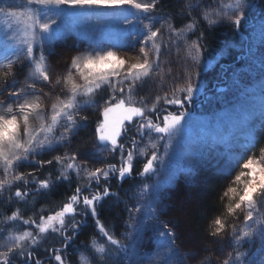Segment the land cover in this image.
<instances>
[{
	"label": "snow or ice",
	"instance_id": "6c2138e0",
	"mask_svg": "<svg viewBox=\"0 0 264 264\" xmlns=\"http://www.w3.org/2000/svg\"><path fill=\"white\" fill-rule=\"evenodd\" d=\"M158 3L159 0H147V2H138V0H26L23 11L0 9V16H3L5 21L13 15L17 19L24 17L32 22L27 26L28 28L34 29L38 26L42 33L50 35L53 27L59 23L60 14L64 8L118 10L127 6L135 9L136 12L146 14L144 18L150 20V14L157 9ZM248 5L249 0H235L231 6L232 10L225 11L224 7L226 6H222L218 0L215 7L209 6L203 10L199 14V18L202 21H207V30L213 29L220 23H229L239 29L248 15ZM41 11H43V16L40 15ZM213 16L215 18H212ZM121 22L128 26L139 23L147 30L143 40L140 41L139 48L143 61L128 64L112 51H106L99 56L73 57L70 64L66 66L68 74L63 77V87L59 93L56 92V87L61 84V79L57 78L53 81L47 68L43 65L45 55L41 54L37 58L35 54L32 42L38 36L35 31H32V39L26 43L25 48L3 57L5 63H0V69H6V71L4 72V85L0 87V93L7 89V98L12 100V103L0 113V170L5 177L0 180V192L11 187L15 182L22 183L23 188L17 187L13 195L23 200L33 192L50 190L57 183H70L73 175L76 177V187L74 192L67 197V202L63 203L58 211L47 216L40 215L38 221L23 219L18 210L8 217L9 220H22L25 225L33 226L36 234L25 231L19 236L6 237L4 244L0 245L6 249V251L0 252V264H12L14 256L23 260L24 264H41V260L36 258L31 250L25 251L24 242L30 239L32 244L38 243V236L48 229L56 232L63 241L62 248H54L49 251L55 252L54 259L57 264H64L61 252L79 235L82 227L86 225L89 213L94 218L96 231L105 239V244L97 245L96 238L93 237L91 247L85 248L86 252L95 249L91 258H94L95 253H105L106 245L116 251L125 247L98 218L97 211V206L104 198H118V194L110 190L111 178L116 176L119 181L123 182L124 178L133 172L134 156L144 155V150L137 152L138 141L135 137L131 139L132 147L127 149L124 143L118 142V137H122V132L126 131L125 122L136 124L138 134L147 130L149 137L152 131L168 134L169 138L174 136L185 113L164 115L163 126L154 123L148 113L156 109L158 104L183 108L187 102L192 100L198 84L192 82L193 73L189 69L185 77V86L179 89L181 94L179 97H176L175 93H173L174 98L158 95L153 103V108H146L147 97L138 96L137 88L143 83L144 78L150 76L159 65L161 46L155 41L162 29L153 30L151 23L145 24L143 19L136 16H133L132 19L125 16ZM197 22V19L193 18L187 25V29H192ZM167 27L168 31L174 34L177 39L182 38L184 31L187 30H177L171 23H168ZM206 35L207 32L202 31L197 37V41L188 47L199 54L203 49L202 41L206 39ZM149 43L152 45L150 49L148 48ZM150 53H153V56H150ZM24 62L29 64L34 62V71L31 75L39 74V79L43 84L49 86L48 92L43 91V88L37 89L36 80H33L32 83H25L19 88L14 87L17 83L15 79L9 82L8 77L15 76L14 68ZM193 63L199 66L200 61L198 58H194ZM73 70L78 73L79 79L84 83H76L73 78ZM106 89L110 90L111 94L103 101V104H96L94 98ZM84 97L87 99H83ZM49 100L51 103H46ZM3 103L4 101H0V104ZM137 103L142 106H134ZM82 104L86 106L95 104L97 112L103 117L96 124L94 131L95 139L106 143L96 146V153L108 151L114 157L116 151L119 150L118 164L105 163L101 160L102 166L90 169L88 166L90 158L81 160L79 151H72L71 154L68 152L57 154L47 160H37L36 157L42 153L55 151L58 146L70 144L79 130L87 125L88 117L80 114L84 110ZM134 117H140L142 122L137 123L133 120ZM58 129H62L59 135H57ZM151 147L154 149L155 144H152ZM261 151L264 152V148H261ZM158 159L157 152L152 151L138 175L144 176L153 172L154 164ZM29 160L34 166L32 172L15 171L21 166L22 161ZM53 164L57 166L59 172L55 179L51 177L40 179L37 176L38 169ZM240 167L241 171L235 175L234 182L242 185V194H239L235 203L229 204L226 209L227 214L231 216L236 213V210L246 206L243 226L239 229L234 227L232 231L237 246L242 240L256 234H259L264 240V218L254 214L256 205L253 203L256 193L264 195V158L257 160L252 155H246V159ZM83 181L87 182L83 183ZM29 185H35V188L30 189ZM85 192H88L89 195H84ZM154 194L155 187L144 184L136 193L134 202L125 204V211L128 213L126 226L130 230L128 235L146 233L155 228L161 249H172L176 233L166 222L159 219V209L153 198ZM236 194L237 189L231 186L223 192L224 197ZM81 201L83 209L78 210L77 206L81 204ZM77 215L81 216L80 220H76ZM226 228L225 222L217 217L213 221L211 235L218 236ZM167 255L168 253L165 252L164 256ZM161 256L162 254L158 252L155 259L149 257L142 264H156V261H159V264H168L167 259L161 258ZM244 256L245 254L237 248L236 251L227 254L222 264H249ZM91 258L81 254L83 264H91ZM251 264H264V252L261 253L258 261H252Z\"/></svg>",
	"mask_w": 264,
	"mask_h": 264
},
{
	"label": "rangeland",
	"instance_id": "374dc122",
	"mask_svg": "<svg viewBox=\"0 0 264 264\" xmlns=\"http://www.w3.org/2000/svg\"><path fill=\"white\" fill-rule=\"evenodd\" d=\"M138 2H147V0H138ZM217 2L218 0H210L208 6L215 7ZM219 2L222 6H226L224 7L225 11H231V6L234 4L235 0H219ZM25 3L26 0H0V9H20L23 11ZM247 13L248 15L243 22L242 29L235 28L238 30V37L226 42L220 53L223 56L227 53H235L237 65L235 66V70L230 72L226 84L218 86L217 91L219 93H217L220 98L219 101L214 105V108L211 107L208 112H206V109L205 113L201 112L204 114L195 112L193 106L189 108V115L187 113L188 110H186V116L178 126L181 132L175 137L165 141L167 151L163 152L156 161L158 167L155 169V163L153 172L146 174V179H144L145 182L138 187L136 186L129 196V203H133L136 193L142 185H153L155 187L153 198L159 209V219L166 222L171 229H173V227L164 217L170 216L169 209L171 204H169L170 206L168 207V201L166 199L170 190L169 186L173 181V176L171 177V175H175L176 173L181 178L186 179L187 177L184 175L185 170L179 173L180 169H176L175 165L171 164L170 159L173 155L176 159L174 162L182 164L184 169L190 166V175L193 171L203 173L204 170H207L206 164L221 168L226 163L234 162V173L227 181L228 183L231 182V184H236L234 188L237 189V194L235 196H229V200L231 198L232 203H235L239 194H242V185L235 183L234 177L241 171L240 165L244 163L246 155H252L257 160L264 158V152L261 151V148H264V137L261 140L263 142H261V145L256 149H251L253 139L257 138V136L262 133L264 134V0H249ZM40 15L43 16V11H41ZM125 16L129 19H132L133 16L139 17L143 19V23H151L153 30L161 28L162 31L158 34L155 43L167 44L171 33L168 31L165 23L151 17L150 20L145 19L144 17L146 14L136 12V10L131 7L126 6L118 10L64 8L60 14L59 23L53 27L50 35L42 33L38 26L34 29L28 28L27 26L32 22L24 17L17 19L13 15L9 16L8 20L5 21V18L0 16V63H5L3 60L4 56L25 48L26 43L32 39V31L38 33L37 38L32 41L37 58H39L41 54L45 55L46 58L43 61V65L45 67L49 66V74L53 81L57 78L61 79V84L56 87L57 93H59L60 89L63 87V77L68 74V68L66 66L70 64L73 57L78 56L83 58L85 56H99L106 51H112L116 56L123 58L128 64L142 62L143 57L142 54L139 53V48L141 46L140 41L143 40L147 30L139 23L131 26L122 24L121 21ZM246 25L247 27H245ZM64 30H72L75 35L79 30L83 33L78 38L74 36L72 39L65 42L63 39H60V35L65 32ZM126 32H129V38L127 39V43H125L126 47H122L123 43L117 46V34L123 35ZM131 41H133V45H129L128 42ZM175 41L176 43L174 46L182 47L183 50L186 48V54L192 58L191 60L189 58L190 63L188 62L186 65L190 64L188 68L191 69L193 73L192 82L195 84V73H198L201 68L200 53L197 54L188 47V45L192 43L185 39L180 38ZM151 47L152 45L149 43L148 48L150 49ZM164 47L167 52V47ZM60 51H63L65 54L60 56L58 54ZM50 56H53L54 63L56 59L62 61L60 63L56 61V65H53V63L49 62ZM150 56H153V53H150ZM194 58L199 59V66L193 63ZM1 70L3 69H0V71ZM14 71L17 75V83L14 87L19 88L25 83H32L33 80H36L37 89L43 88V91H49V86L44 85L39 79V74L35 76L31 75L34 71V62L32 64L28 62L18 64L14 68ZM73 78L77 84L84 83L79 79L78 73H76L75 70H73ZM177 80L178 84H185L184 78H178ZM150 83L151 79L137 89L138 96L147 97V94L152 91V85H150ZM3 85L4 82L0 83V87H3ZM7 91L8 90L5 89L0 93V101H4L3 104H0V113L12 103V100L7 98ZM46 103L50 104L51 101H46ZM82 107L84 110L81 112V115H87V113H89L88 111H90L88 106L82 105ZM93 109H95V114L100 116L95 106H93ZM160 126H163L162 123ZM153 134L168 136V134ZM76 135H78V133ZM77 137L78 136H76V138ZM90 138L91 139L88 141L83 140L82 146H77L76 142L73 143L74 138L70 144L58 146L55 151L42 153L38 155L36 159L47 160L57 155L56 151H62L63 153L68 152L69 154H71L72 151H79L81 160L90 158L88 165L90 169L100 167L102 166L101 160L104 162L110 155L108 156V151L96 153V146L103 145L106 142L96 140L95 135ZM153 140L155 139L151 136H144L142 140L138 141L137 152L144 150V155H136L134 156L135 159L138 157L140 159L146 158L143 163L146 162L147 158L150 157L152 153V150L149 149H151ZM62 148H65V150ZM127 148L129 147L126 146V149ZM147 149L150 155H148V157H146ZM169 155L170 158L168 157ZM33 167L30 160L22 161L21 166L15 169V171L23 173L25 170ZM8 178L10 179L11 177L9 176ZM192 178L193 176H190L189 179L186 180V184L191 185ZM2 179H5V177L2 170H0V180ZM169 179V186L167 188L164 186V188L161 189V187H163L162 183ZM257 197L258 193H256L253 198V203L256 205V212L254 214L264 218V208L259 210L257 207ZM238 210L240 213H244L246 212V206H242V208ZM157 227L160 226L157 225ZM129 231L128 228L125 229V234L123 236L124 240L122 244L125 245V247L121 249L125 258L122 261L123 264H142V262L146 261L149 257L155 259L156 253L158 252L161 254L165 253L160 247V240L155 228H152L146 233L141 232L134 236H129ZM24 232L25 231L20 233L18 231L14 233L6 232L5 236L0 235V245L4 244L6 237L19 236ZM257 235L258 234H256V236L254 235L253 249H249L246 253L243 252L245 254L244 259H246L249 264H251L252 261H258L261 257V253L264 252V240L261 239V245L259 247L258 238L256 237H260V235ZM235 246L237 249L236 244ZM199 250L202 255L201 249ZM3 251H6V249L0 246V252ZM200 253L197 259L201 257ZM73 262L74 264H83L81 257L78 255H75ZM178 263H182L180 258L175 262V264ZM54 264H57L55 259ZM64 264L73 263L64 259ZM156 264H159V261H156Z\"/></svg>",
	"mask_w": 264,
	"mask_h": 264
},
{
	"label": "trees",
	"instance_id": "16d2710c",
	"mask_svg": "<svg viewBox=\"0 0 264 264\" xmlns=\"http://www.w3.org/2000/svg\"><path fill=\"white\" fill-rule=\"evenodd\" d=\"M209 1L210 0H159L157 9L150 14L151 18L157 21L161 20L166 26L168 23H171L177 30L187 29V25L191 20L196 18L198 21L197 24L192 29L184 31V35L181 38L190 43L196 42L197 37L200 36L202 31L207 32L206 39L202 41L203 49L199 54L201 56L199 57L201 60V68L198 73H195L196 78H194L195 84H198V87L194 90L192 100L185 104L186 109L189 107L188 103L193 104L195 112L197 113H205V109L206 112H208L211 107L214 108V105H216L220 99L218 97L219 92L217 91L218 86L226 84L230 72L234 71L235 66L237 65L235 53H227L224 56L220 53L226 42L238 37V30L229 23H220L213 29L207 30V21H202L199 18V14L209 7ZM212 18L215 17L213 16ZM245 27H247V25ZM64 31V34L60 35V39H63L65 42L72 39L74 36L78 38L83 33L79 30L75 35L72 30ZM128 38L129 32H126L123 35L117 34V46H119L120 43H123L122 47H126L125 43H127ZM176 39L177 37L171 33L167 44L157 43L161 46L159 65L153 73L144 78L143 83L140 84V86H142L146 81L151 79L150 85H152V91L147 94L148 101H145V106L148 109L153 108L156 96L159 95L161 97L166 96L168 98H174L173 93H175V96L179 97L181 95L179 89L185 86V84L182 83L178 84L177 79L184 78V83H186L185 77L189 71L188 67L190 65L186 64L188 62L190 63L192 58L186 54V48L183 50L182 47L174 46ZM128 43L129 45H133V41ZM164 46L167 47V52ZM58 54L63 56L65 53L60 51ZM56 61L57 63H60L62 60L58 61L56 59ZM56 61L54 63L53 56H50L49 62L56 65ZM46 68L48 72H50L49 66H46ZM5 71L6 69L0 71V83L4 82ZM13 79L17 81L16 73L14 77H8L9 82ZM111 79L114 80L115 78ZM110 94V90L107 89L104 92H101L94 98L96 104H103V101L106 100ZM83 99L86 100L87 98L84 97ZM93 106H95V104L88 106V109L90 110L88 111L89 113H87V115H82L87 116L88 121L87 125L79 130L78 135H76L78 137L76 138L75 136V139L73 138V143L76 142L77 146H82L83 140L88 141L91 139V136L95 135L94 130L96 124L99 120L103 119L102 116H97L95 114ZM134 106L140 107L142 105L137 103ZM181 109L182 108L174 105L158 104L157 108L149 112L148 115L151 116L153 122L158 120L161 124L164 115ZM189 114L190 112H188V115ZM133 120L137 123L142 122L140 117H134ZM125 125L126 131L122 132V137H118V142L124 143L127 139L131 141L133 137H135L137 141H140L144 136H149L147 130L142 134H138L136 131V124L132 122H125ZM178 126L175 135L170 138L175 137L181 132ZM60 131H62V129L57 130V135H59ZM127 135H131L132 137L128 138ZM262 135L264 134L262 133L257 136V138L253 139V144L251 146L252 150L256 149L263 143L261 140L264 136ZM150 136L155 139L152 142V144H155V148L153 149L151 147L149 150L156 151L158 156L167 151L165 141L169 139L168 136L153 133H151ZM126 146L132 147L131 143H127ZM62 149L65 150V148ZM149 150L147 149L146 157L149 155ZM56 152L57 154L63 153L62 151ZM109 155L110 153L108 156ZM168 157L170 158V155ZM119 158L120 152L117 150L114 157L110 155L104 162H114L118 164ZM139 160V157L136 159L134 157L133 172L129 177L124 179L123 183H118L119 180L117 178H111V191L117 193L118 198L107 197L99 204L97 210L99 213L98 218L115 234V238L119 239L121 243H123L124 240L123 236L125 234V229H127L126 221L128 220V213L125 211V204L129 203V196L134 191V188L143 184L145 182L144 179H146L145 175H138L142 170V164L139 163ZM175 160L176 159L173 155L170 159L171 164L175 165L176 169H180L179 173L185 170L184 175L187 177L184 179L175 173V175H171V177L173 176V181L170 186V179L165 180L162 183L163 187H161V189L164 188V186L166 188L169 186L170 188L166 200L168 201V207L170 206L169 204H171L169 209L170 216L164 217L170 222L176 235L174 239V247L170 250L165 249L164 251L168 253V255L165 257L164 253H162L161 258H166L168 264H175L178 258L182 260L183 264H222V261L226 258L229 252L237 250L232 231L234 227L239 229L243 226V216L245 214V212L240 213L238 210L234 215L230 216L226 211L227 206L233 203L231 198L229 200V197L223 196V192L229 186H236V184L227 182L234 173V162L226 163L221 168L206 164L207 170H204L203 173L193 171L190 175V166L185 167L184 169L182 164L174 162ZM157 167L158 163L155 164V169ZM32 171L33 168L27 169L23 173H29ZM36 174L40 179L49 177L55 179V177L59 175V172L57 171V166L53 164L38 169ZM190 176H193V178L191 180V185H188L186 184V180H188ZM86 182L87 181H83V183ZM17 187L23 188V184L15 182L11 187L0 192V235L3 236H5L6 232L14 233L15 231H18L20 233L28 229H30L35 235L36 230L33 226L25 225L22 220H9L8 217L18 210L23 219H36L38 221L40 215L47 216L48 214L58 211L63 203L67 202V197L74 192L76 187V177L73 175L70 183H57L50 190H40L39 192L32 193L25 199H20L19 201L13 195ZM29 188H35V185H29ZM27 198L33 199L34 207L30 209V211L27 209ZM16 206H19V209H16ZM257 207L259 210L264 208V195H261L260 193H258L257 197ZM217 217H220L225 222L227 228L220 235L213 236L211 235L213 221ZM75 218L76 220H80L81 216H76ZM66 220H68V218H66ZM86 220V225L82 227L76 239L61 252L63 258L73 264L75 255L81 257V254L83 253L90 258L92 257V253L95 252V249H92L91 252H86L85 248L91 247L93 237L96 238L97 245L105 244V239L102 238L95 229L94 218L89 216ZM257 236H259V234ZM256 238H258V245L260 247L261 238ZM253 243L254 236L242 240L237 248L240 252L246 253L249 249H253ZM62 246V239L51 229L40 234L38 236V243L36 244H32L30 239L24 242L25 251L31 250L35 254V257L41 260V264H54L55 252L49 250L62 248ZM199 249H201L203 253L202 255ZM199 253L201 257L197 259ZM124 259V254L121 250L116 251L106 245V252L103 254L95 253L94 258H91V264H123L122 261ZM12 260L16 263L23 261L17 256H14Z\"/></svg>",
	"mask_w": 264,
	"mask_h": 264
},
{
	"label": "flooded vegetation",
	"instance_id": "af4514ba",
	"mask_svg": "<svg viewBox=\"0 0 264 264\" xmlns=\"http://www.w3.org/2000/svg\"><path fill=\"white\" fill-rule=\"evenodd\" d=\"M189 104L190 103H188V106H189ZM192 108V107H191ZM170 112V111H169ZM186 113V108H185V106L181 109V110H178V111H173V112H170V113H172V114H174V115H179L180 113ZM183 120V119H182ZM156 123L157 124H159L158 123V120H156ZM152 132H155V131H152ZM128 136V138H131L132 136L131 135H127ZM127 143H131V141H129L128 139L124 142V144L126 145ZM132 145V144H131ZM145 159L146 158H143V159H140L139 160V163L140 164H143V162L145 161ZM109 163H114V162H109ZM127 177H129V176H127ZM126 177V178H127ZM137 177V176H136ZM113 179H115L116 178V176H113L112 177ZM125 179V178H124ZM124 181V180H123ZM118 183H123V182H121V181H118ZM110 190H111V188H110ZM84 195H89V193L88 192H85L84 193ZM17 200H20V199H18V198H16ZM106 198H104L103 200H105ZM102 200V201H103ZM102 201L100 202V203H102ZM99 203V204H100ZM34 204H33V199L32 198H27V206H28V211H30V209H32L34 206H33ZM99 206V205H98ZM98 206H97V210H98ZM78 207V210H80V209H83V203H82V201H81V204L80 205H78L77 206ZM16 209H19V206H16ZM21 209H22V206H21ZM77 216H80V215H77ZM88 216H91V214L89 213L88 214ZM26 231H31L30 229H28V230H26ZM32 232V231H31ZM12 264H24V261H21V262H19V263H16L14 260H12Z\"/></svg>",
	"mask_w": 264,
	"mask_h": 264
},
{
	"label": "bare ground",
	"instance_id": "6f19581e",
	"mask_svg": "<svg viewBox=\"0 0 264 264\" xmlns=\"http://www.w3.org/2000/svg\"><path fill=\"white\" fill-rule=\"evenodd\" d=\"M32 189V188H31ZM33 193H35V192H33Z\"/></svg>",
	"mask_w": 264,
	"mask_h": 264
},
{
	"label": "water",
	"instance_id": "95a60500",
	"mask_svg": "<svg viewBox=\"0 0 264 264\" xmlns=\"http://www.w3.org/2000/svg\"><path fill=\"white\" fill-rule=\"evenodd\" d=\"M183 119V118H182ZM182 121V120H181Z\"/></svg>",
	"mask_w": 264,
	"mask_h": 264
}]
</instances>
